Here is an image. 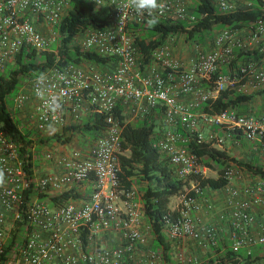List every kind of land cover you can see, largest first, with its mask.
Listing matches in <instances>:
<instances>
[{
  "label": "built area",
  "instance_id": "obj_1",
  "mask_svg": "<svg viewBox=\"0 0 264 264\" xmlns=\"http://www.w3.org/2000/svg\"><path fill=\"white\" fill-rule=\"evenodd\" d=\"M97 10H106V25L85 30L71 41L80 52L107 58L105 65L65 64L46 74L48 95H59L63 110L56 114L59 133L76 125L91 113L103 116L104 128L90 147L57 146L45 151L43 160L54 171L35 184L42 191L61 194L86 183L92 192L86 201L50 206L35 201L25 209L30 227L25 243L15 249L18 264H165L162 253L148 247L142 231L144 219L141 194L123 191L119 185V156L122 130L129 123L158 115L159 125L153 146L173 166L179 180H192L177 198L179 203L164 220V234L175 254L179 243L190 242L194 255L178 254L180 264H201L200 257L228 251L249 256L257 251L264 257V181L230 163L222 173L227 184L217 190L221 206L208 199L195 179L206 177L207 166L186 148L185 134L196 132L198 143L224 150L226 144L247 143L249 153L264 166V104L248 113L226 109L203 113L199 105L219 92L237 88H264V25L257 22L246 30L222 29L214 34L210 50L193 47L183 62L175 54L174 38L151 53V62L142 64L130 26L142 24L141 16L125 7L126 0H87ZM166 8L159 19L191 24L194 16L182 0H164ZM71 0H0V73L22 50L36 53L58 51V26L70 10ZM222 11L234 4L218 1ZM264 11V0H262ZM257 49L258 61L240 65L233 77L221 71L234 60L233 50ZM217 74L213 79V75ZM202 82L209 85L203 88ZM35 78L13 99L12 113L20 127L38 133L47 130L52 114L35 95ZM193 96L189 103L182 99ZM200 127L206 132L202 133ZM0 167L6 171V184L0 188V256L10 238L14 222L21 217L23 198L29 182L18 146L0 126ZM146 231H150L146 225ZM112 238L114 245H108ZM200 255V256H199ZM214 255V254H213ZM199 256V257H198ZM8 264V263H7Z\"/></svg>",
  "mask_w": 264,
  "mask_h": 264
},
{
  "label": "trees",
  "instance_id": "obj_2",
  "mask_svg": "<svg viewBox=\"0 0 264 264\" xmlns=\"http://www.w3.org/2000/svg\"><path fill=\"white\" fill-rule=\"evenodd\" d=\"M187 3L186 0H182ZM188 9L194 16V21L188 24L184 21H169L159 19L155 27H149L147 20L142 24L130 26V33L137 47L142 64L151 62V53L162 47L170 38L184 37L191 45L200 46L206 38L214 37L217 30H246L257 22L264 25V11L262 0H245L234 5L230 11H222L218 7L217 0H193ZM107 11L97 10L90 6L87 0H71L70 10L61 20L58 31L60 43L58 51L36 53L33 50L22 49L3 72L0 73V126L7 138L18 146L20 157L24 163V170L29 182V188L24 194L21 217L14 222L10 238L4 245L0 256V264H7L13 259L17 247L22 246L29 233L30 227L26 218L25 209L35 201L45 202L50 206H60L68 202H81L88 199V194H83L73 187L61 194H50L42 191L35 184V152L44 144L53 141L61 145H68L77 137L80 145L90 147L100 137L104 128L103 116L91 113L82 117L76 124L66 127L62 132L52 137H39L33 127H20L19 122L12 113L13 99L22 89L24 83L30 82L43 72H48L52 67L65 64L94 63L105 65L109 59L102 58L95 53L80 52L72 48V39L85 30L101 29L106 25ZM234 60L222 69L224 74L233 77L239 72L240 65L249 61H258L260 54L257 49L243 51L233 50ZM217 74L212 77L215 79ZM245 83V79L236 85L234 89L219 92L215 98H210L199 105V111L203 113H219L226 109L235 110L238 113H248L246 106L255 95L264 94L263 91L254 94L239 93L237 88ZM209 85L204 83V88ZM11 94L15 96L9 100ZM157 125L153 118L129 123L122 130V154L119 156V185L123 191L134 189L139 185L138 192L144 210V220L150 229L152 237V249L162 253L165 264H180L173 260L171 243L164 234V220L169 215L175 216L171 209V201L190 187L192 180H179L175 176L173 166L163 154L154 148L152 138L155 135ZM187 140L186 148L194 154L209 169L216 170L217 178L205 177L195 179L202 189L208 188L217 191L227 184L222 173L230 163H235L245 171L258 176L264 181V166L259 159H250L248 162H240L233 158L225 150L218 149L208 143H198L197 133L185 134L181 129H176ZM145 183V186L140 184ZM92 192V187L89 193ZM214 255L207 254L200 257L201 264H264V257L258 256L257 251L247 256L243 252L234 254L228 251Z\"/></svg>",
  "mask_w": 264,
  "mask_h": 264
},
{
  "label": "rangeland",
  "instance_id": "obj_3",
  "mask_svg": "<svg viewBox=\"0 0 264 264\" xmlns=\"http://www.w3.org/2000/svg\"><path fill=\"white\" fill-rule=\"evenodd\" d=\"M189 3V5H192L190 3V1H187ZM213 37L211 38H206L205 41L200 45V47L204 48L205 50H210L211 48V43H212ZM174 44L176 45V56L182 60L183 62H186L191 56H192V52H193V47L194 45H191L189 43H187L184 39V37H176L174 38ZM29 82L24 83V87L25 89H27ZM202 86L204 88V83L202 82ZM263 89H252V88H246L245 89V94H254L255 92H260L263 91ZM15 96V94H11L9 97V100H11L13 97ZM261 104H264V94H257L255 95V97L253 98V100L251 102L248 103V109H250V111L255 110L257 107H259ZM29 127H32L31 123H28ZM157 125V124H156ZM200 130H202V133H204V127H200ZM39 137H44L45 134H39ZM57 146H62L61 144L57 143L56 141H53L50 144H44L42 146H40V148L38 150H36L35 152V161H38L40 158L43 157L45 151L50 150V149H54ZM67 147H73V148H87L86 146L83 147L80 145V140L75 137L72 142L68 145H64ZM228 154H230V156H232L233 158L239 160L240 162H248L251 158V154L248 151V144L247 143H243L239 146H233V145H229L226 144L225 147L223 148ZM206 166V165H204ZM208 172L206 174V177L209 178H217L219 176V174L217 173L216 170L212 169L213 167H211V169H209L208 167H206ZM141 186H145V183L140 184ZM139 185H135L134 189L136 191H138L139 189ZM171 209L176 208L177 204L179 203V199L173 198L171 201ZM146 227V222L143 219L142 222V231H144V233L146 234L147 238H148V247L152 248V237L150 234V231H146L145 230ZM187 249L191 250V253L188 254L187 252H185ZM196 252L195 248L192 246V244L190 242H181L179 243V246L175 252V254L173 255V260L176 261L178 260V254H183V255H194V253ZM196 254V253H195ZM200 256V255H199ZM198 256V257H199ZM8 263L10 264H18L15 262V260H10Z\"/></svg>",
  "mask_w": 264,
  "mask_h": 264
},
{
  "label": "clouds",
  "instance_id": "obj_4",
  "mask_svg": "<svg viewBox=\"0 0 264 264\" xmlns=\"http://www.w3.org/2000/svg\"><path fill=\"white\" fill-rule=\"evenodd\" d=\"M138 15L147 16V25L155 27L159 23V15H162L166 4L164 0H126L124 5ZM48 75L39 73L35 78V95L44 102L46 109L52 114V120L47 124L49 131H55L56 114L63 110V101L59 95H48L46 81ZM6 184V171L0 167V188Z\"/></svg>",
  "mask_w": 264,
  "mask_h": 264
},
{
  "label": "crops",
  "instance_id": "obj_5",
  "mask_svg": "<svg viewBox=\"0 0 264 264\" xmlns=\"http://www.w3.org/2000/svg\"><path fill=\"white\" fill-rule=\"evenodd\" d=\"M186 1H188V0H186ZM189 1H190L191 4L194 3L193 0H189ZM217 1H220V0H217ZM224 1L229 2V3H232L234 5H237L239 3H243L245 0H224ZM218 31H220V30H217L216 33ZM174 47H175L174 50H175V54H176V50H177L176 48L177 47H176L175 44H174ZM192 99H193V96H187V97H184L182 99V101L184 103H189V102H191ZM246 107H248V105ZM86 116H88V115H86ZM153 120H154V122L157 125H159L160 118H159L158 115L153 116ZM204 132H206V129H204ZM58 133L59 132L57 130H55L54 132H52V131H49L48 129L44 132L45 137H52V136H54V135H56ZM248 151H249V146H248ZM251 158L252 159H259L257 156H253L252 154H251ZM53 171H54V168L50 164L46 163L43 160V158H40L38 161H35L34 175H35V179L36 180L39 179V177H42V176H44L46 174H49V173H51ZM90 188H91V185L88 184V183H86L84 185V188L81 189V190H79V191H81L83 194H88V196H89V194H90L89 193ZM50 194H56V193H50ZM207 197H208V199H210L215 204V206L217 208L221 206V199L217 195V191H211V190H209L207 192ZM108 245H114V242L112 241V238H110V240L108 241ZM185 252H187L188 254H190L191 253V250L187 249ZM8 264H10V263H8Z\"/></svg>",
  "mask_w": 264,
  "mask_h": 264
}]
</instances>
